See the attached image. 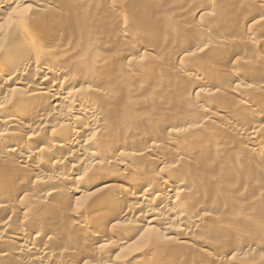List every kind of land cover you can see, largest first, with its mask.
Segmentation results:
<instances>
[{"label":"bare ground","instance_id":"6f19581e","mask_svg":"<svg viewBox=\"0 0 264 264\" xmlns=\"http://www.w3.org/2000/svg\"><path fill=\"white\" fill-rule=\"evenodd\" d=\"M236 1L238 5H248L247 7L254 5L252 2L255 4L256 1L264 2V0ZM61 7L53 0H0V264H95L96 262L93 263L92 258L95 254L99 255L102 252H111L110 255L113 253L114 256L112 259L111 255V262L106 261L105 264L134 263V258L129 257L131 254L127 257L121 255L128 239L117 238V236L125 230L124 226L114 227L106 222L99 225L98 222L97 224L89 220H75L73 215L75 217L79 215L75 208L72 210L75 211L74 214L72 211L65 212L66 209L62 206L63 202L57 203L59 196L55 198L54 195L60 194L59 185L68 180L78 181L79 170L92 172L89 170L90 166H87L90 161L98 163L107 161L114 163L117 167L113 170L114 172H111L112 174L107 175L106 190H109V193L107 196L105 194L101 197V199L104 198L102 202L98 200V203L101 202L111 209L108 216H115L116 212H120L122 219H135L137 224H141V227H138L141 229H137L136 233L139 235L138 238L146 235V233L144 234L146 230H151L148 232L151 233L153 230L159 229L163 240L178 243L177 245H181L180 250L181 247H192L197 243L196 237L192 234V228L200 222V219L198 216L189 215L190 209L188 210V208L190 207L184 201L196 193L192 191V194L187 184H182L184 183L182 181L180 183L179 179L176 180L177 177L173 179L175 177L172 176L177 171L175 167L186 161L189 152L188 147L183 145L186 147L184 151H188L183 153L182 148L178 147L181 143L179 141L189 145L191 141L188 144L185 137L191 133L198 134L199 131H204L205 128L203 129L204 126L200 123L208 122L210 125L223 118L220 123L226 122L229 132L242 137V141L252 147L247 149V152L250 151L249 154L254 151L253 149L262 147L257 130L251 132L240 128L241 126L234 122L236 114L233 115L225 111L226 116L219 115L216 112L211 113L205 108L207 102L204 103L202 100L205 99L204 96L221 95L225 91L228 94L238 95L237 87L227 86L228 88H224V91L219 88V94H217V89H208L209 82L200 77L201 73L198 69L184 66L187 78L184 76L183 78L184 80L189 79L190 83H193V89L191 88L193 96L202 97V101L198 100L201 102L196 105L197 111L194 109L192 112H195V115L200 113L202 119H198L204 122H196V124H187L186 122V127H178L182 123L178 126L164 125L165 129H161L166 130L164 132L166 138L159 139L162 130L157 131L158 125L152 118L154 116L139 115L136 112L139 107L144 106H150L157 112L160 108L152 103V99L157 94L167 95L170 91V89L163 87L160 89V86H155L153 89L158 93H154V91H150L149 84L146 83H155V79L157 80V78L146 79L152 69H150V65L144 67L145 59L152 58L153 55L145 52L138 54L132 49L131 42L135 41L137 36L130 27L123 23L117 25L116 32L127 40L123 39L126 41L116 44L115 51L110 48L111 51H114L113 54L108 53L109 48L107 49L106 44L96 40L92 32L89 31L88 20H82V32H79L76 25L63 21V14L60 10L64 9ZM202 8L197 7L193 11L202 13ZM256 8L255 15L258 18L256 21L264 22V6ZM249 9L251 8L249 7ZM64 25L74 27L75 31L66 29ZM262 35L264 37V34ZM215 39L217 40V38ZM242 39L243 46L246 44L247 47L248 44L251 46L250 49L253 48L256 51L252 50L257 54V57L263 56L264 39L259 41V39L248 36ZM213 40L209 43L205 41L206 48L214 46L218 48L220 45H230L234 41L233 38V41L227 38L217 40L219 42L216 40L213 42ZM152 52L156 53V51ZM180 54L184 56L183 53L180 52ZM256 54L251 53L254 58H256ZM182 56L181 58H184ZM229 59L228 57L227 60ZM260 60L262 59L260 58ZM150 62H153V59ZM223 62L222 64H228L232 61ZM162 64L159 65L162 67L166 65ZM168 68H165L166 71H169ZM162 70L165 72L164 69ZM155 71L158 70L155 69ZM231 72V75L228 76L232 82H238L236 75L233 74V71ZM165 73H162V76ZM162 76L163 80L169 76L167 77L168 82L177 83V80L173 81L176 77L172 78L173 76L169 73L165 78ZM156 87L159 89H155ZM259 87L261 88V86ZM262 87L264 89V86ZM254 89L256 90V88L251 90L254 91ZM163 110L164 113L166 109ZM248 111L259 121H262V116L253 106H250ZM155 132L159 134L157 140L154 138ZM42 133L47 134L46 142L42 141ZM213 137L215 138V136ZM176 143L179 145L175 147L179 148L178 151L181 154L177 150L179 154H174L172 153L175 152L172 151L173 149H168ZM109 146H113L110 147L112 149L108 148ZM190 146L191 144L189 148ZM126 147L128 152L125 151ZM123 149L127 153H122L121 157L112 155V150ZM60 150H65L67 153L60 155ZM165 150L172 151L171 156L174 154L173 157L168 158L169 152L165 154ZM79 152L85 153L84 163H80L79 160L73 161L74 163L70 162L73 155ZM155 165L161 167L159 169L162 174L154 182L148 175L150 168H154ZM13 166L18 169L17 173H14L16 171L11 172ZM66 166L71 171L62 173L61 171ZM45 167L52 175L42 176ZM22 170H25L26 174H20L19 171ZM173 171L174 173H172ZM38 186L40 188L44 186L45 190L28 189V187ZM54 198L57 201L53 200ZM189 199L191 200V198ZM48 200H52V203L54 201V204L51 203L49 208H58L59 204L62 209H65L61 212L67 214L61 215V212L58 213L59 210L56 213V210L48 208L54 210L50 214L47 206L42 208L43 202L48 203L45 202ZM74 202L77 204V200ZM16 203L21 205L17 204L21 207V213L17 215V212L13 211L16 208ZM102 204L100 206H103ZM85 206L83 205L81 209L83 210ZM43 209L48 210L49 213L40 212ZM81 209L79 208V211ZM70 212L71 214H69ZM18 215L20 216L18 217ZM14 216L19 219L18 221L16 218L18 221H15L16 224ZM80 217L82 216L80 215ZM213 217L211 219H214ZM65 219L72 223H67L68 220ZM137 224L135 223V225ZM104 230H107V234L109 232L106 237L102 235ZM251 241L249 244L258 242L251 243ZM94 242L96 243L92 246ZM7 243L12 244V247L6 246ZM200 244H203L201 246L206 252L215 247L213 243L205 242V240ZM171 245L177 247L178 250L179 246ZM224 248H221V253ZM252 251H248L249 254ZM221 253L218 252L217 255L214 253V256L211 257L212 264L224 263L225 252L224 256ZM103 256L105 255L103 254ZM11 259L15 262L12 263ZM229 261L231 263V260ZM232 263L238 264V262Z\"/></svg>","mask_w":264,"mask_h":264},{"label":"rangeland","instance_id":"374dc122","mask_svg":"<svg viewBox=\"0 0 264 264\" xmlns=\"http://www.w3.org/2000/svg\"><path fill=\"white\" fill-rule=\"evenodd\" d=\"M53 1L57 5L63 7L64 10H60L63 14V21L66 23H72L74 26L76 25L79 32H82V20H88L87 26L89 27V31L92 32V35L96 40L106 44L105 46L107 49L111 48L115 51L116 48L114 49V46L117 47L118 44L127 40L126 38H122V36L116 32L117 25L123 23L130 27L137 36L136 40L131 42L132 49L138 54L145 52L153 55L152 58L145 59L146 63L144 67L150 65V69H152V72L148 74L146 79L157 78V80L160 79V81L155 79V83H146L149 84L150 91L152 92L154 91L153 87L160 86V89H162V87L170 89V91H168L171 93L168 92V96L166 94H157L155 98L152 99V103L160 108H157V112H155L150 106L139 107L136 112L139 115L154 116L152 118L155 119V122L158 125L157 131L159 130L158 132H160L162 130V134H160L161 137L157 134L158 132H155L154 138L156 140L158 137L159 139L166 138V133H164L166 130H163L165 129L163 128L165 127L164 125L178 126V124L180 125L182 123L181 126L178 127H186L187 124L204 122L199 120L202 119L200 113L196 112L198 114L195 115V112H192L194 109H197V103L203 100L204 103L207 102L205 103V108H207L209 112L211 111V113L216 112L219 115L224 114L225 116L226 112H230V114L233 115L236 114L234 117L236 121L234 122L240 125L241 127H239L244 131L248 130L255 132L257 130V135L259 136L258 139H260L262 143V147L253 149L254 151H251L252 154H249L250 151L247 152V149L252 147L246 145V143L242 141V137L237 136L234 133L233 135L232 132H229L227 130L228 128H226V122L223 121L225 122V125L220 123L223 120V118H220L221 121L216 120L219 122L215 121L210 125L208 122H205L206 124L200 123L204 126L203 129L205 128L204 131L202 130L203 132L199 131V133L197 132L198 134L189 133L190 135L193 134L192 136L187 134L190 138L189 136H183L187 138L186 140L188 141L186 142H188V144L191 141V149L189 148L190 144L185 145L186 143L184 144L182 141H179L181 142L180 145L187 146L189 152L187 150L184 151V148L186 147H181L177 144L179 142L168 148L173 149L172 151L175 152L169 150L168 153L165 150V154L168 153L167 155L171 156L172 153L179 154L180 152L178 150L179 148H182L183 153L188 152L187 155L190 156V158L186 156V161H182V164L177 165H180L179 167H175L177 169V171L174 170L175 173L174 171L172 172L174 173L172 176L175 177L173 179H176L177 177L176 180L179 179L178 181H180V183L184 182L182 184H187L189 186L187 187L190 188V192L193 191L197 194L192 195V192V196L189 197L191 200L189 198L184 200L186 205L190 207L188 208V210L190 209L189 215L192 217L198 216L200 219V222H198L195 227L192 224L194 227L192 228V234L196 237L197 243L194 244L195 246L192 245V247L186 246V248L188 247L187 249L181 247L180 250L179 248L181 245H177L178 243L175 244L164 241L163 236L160 235L159 229L153 230L151 233L154 234L152 235L151 233H148L151 230H146V232H144L146 235L138 238L139 235H136V233L138 227H141V224H137L138 222H135V219H122L120 212L115 213L116 215L119 213L118 215L120 217L118 215L108 216L110 215L109 212L111 209L101 203L104 199H101V197L105 194V196H107V193H109V190H106L108 180L107 175L114 172L113 170L117 168L114 163L107 161H102L101 163L90 161L87 166H90L91 169L89 168V170L92 172L88 170H86L88 172L79 170L77 177L79 180H68L67 182L62 183V185L60 184V194L54 195L56 196L55 198H58L57 196H59L58 201L55 198L53 200H56L57 203L63 202V205H61L66 209L65 212L72 211L73 208H75L76 212L79 213V215L75 214L76 217L73 215L75 220H89L94 223L98 222L99 225H103L106 222L107 224L110 223L108 224L110 226L114 225V227L124 226L125 230H123V233L121 232L117 238L124 237V239H128V243L125 245L126 247L128 246V248L126 249L124 246L125 249L121 251V255L127 257L131 254L129 257H133L135 260H133V264H212L211 257L214 256V253L216 255L218 252L221 253L222 251L220 250H222L221 248H224V245L225 248L223 253L225 252V256L223 253H221V255L224 256L223 259L225 258L224 263L227 261L225 264H235L232 262H238V264H264V89L262 87L264 86V48L262 47L263 56L257 57V54L253 52L255 50L253 48L250 49L251 46L248 44L247 47L246 44L243 46L242 44L244 42H241V39H245L247 36L257 40L259 39V41L264 39V37H262V34H264V22L256 21L258 18L257 15H255V8L264 6V2L256 1V4L255 2H252L254 8L249 6L252 9L251 10L247 7L248 5H238L236 0H122L123 2L121 0ZM120 2H122L121 5ZM197 7H203V12H194L193 10ZM64 27L66 29L74 30V27L68 25H64ZM215 38H217V40H221V38L232 40L233 38L234 41H232L236 46L231 42L232 44L230 45L224 44L225 47L220 45L218 48H216V46L206 48V44ZM215 40H213V42L217 41ZM205 41L208 42L206 43ZM239 44L241 45L240 47ZM109 49L108 53L113 54L114 51H111V49L109 51ZM149 50L156 51V53ZM180 52L183 53L184 56L181 54L179 55ZM251 53L256 54V58H254V55H251ZM181 56L184 58H181ZM227 56L230 58L229 60H227ZM244 56L246 58H243ZM260 58L262 60H260ZM152 59L153 62H150ZM223 61L232 62L228 63V65L226 63L222 64ZM161 63H163L162 65L166 64L167 66H165L169 67L167 69L169 71H166L165 66H163V68L159 65ZM222 65L225 67L223 66L222 68ZM184 66L198 69L201 73L200 77L204 78L206 82H209L208 84L210 87L208 89H217V94H219V88L224 91V88L236 86L238 95L228 94V92L225 91L226 93L223 92L221 95L215 96V94H212L214 96H204L203 98L205 99L202 100V97L200 98V96H198L200 99L195 95L193 96L191 90V88L193 89V83L191 84L189 79L184 80L186 77L185 74H187ZM161 67L166 73L162 72L163 70ZM155 69L158 71L156 72ZM231 71L236 75V80L238 79V82H232L229 77L231 75L230 73H232ZM162 73H165V75L163 74L164 76H162ZM168 73L173 76L172 78L176 77L173 81L177 80V83L174 82L173 84L168 82L167 77L170 76H167ZM161 76L164 78L167 77L163 80ZM249 86L251 87L247 88ZM258 86H261V88L259 87V89ZM159 88L156 87L155 89ZM253 88H256V90H251ZM155 91L154 93H158V91ZM165 105L167 106L165 107ZM250 106H253L259 115L262 116V121H259L250 114L248 111ZM163 107L168 111L165 110L163 113ZM41 136L43 142L48 140L46 133H42ZM213 136H215V138ZM217 136L218 138L216 139ZM175 146H178L179 148ZM110 147L113 146H109L108 148ZM125 151H129L127 150V147ZM125 151L124 149L119 151L112 150V155L121 157V155L127 153ZM65 153H67L65 150H60V155H64ZM173 155L167 157L172 158ZM103 159L105 160V157ZM77 160H79L80 163H84L86 160L85 153L79 152L73 155L72 159L69 161L74 163L73 161ZM152 167L150 168V172L152 173L149 172L148 176L155 182L161 176L162 172L161 169H159L161 167L156 165L154 168ZM12 168L11 172L16 171L14 173H17L18 169L14 166ZM70 171L71 169L66 166L61 172L68 173ZM19 172L22 175L26 174L25 170ZM46 175H52L47 167L42 171V176ZM30 188L34 191L45 190L44 186L42 188L39 186L28 187L29 190ZM74 200H77V204H75ZM98 200H101V202L98 203ZM45 202L48 203L43 202L44 206L42 208L47 206L46 208L48 209L52 200ZM17 204L19 205V203H16L15 207L18 209L14 207L15 210H13L15 213L17 212L16 215L21 213V207H19L21 205L18 206ZM52 204H54V201ZM101 204L103 206H100ZM83 205H86L85 208L87 207V211L85 208L83 210L81 209ZM58 206H56L58 208L50 207L49 209L56 210V213L57 210H59L58 213L65 210L62 209V206L59 204ZM79 208L82 211H79ZM43 210L40 211L43 212V214L44 212L45 214H48L49 211H54ZM74 212L75 211H72L73 214ZM50 214H52V212ZM62 214L66 215L67 213L61 212V215ZM69 214H71V212ZM80 215L82 217L79 218ZM19 216L20 215H18V217ZM212 217L214 219H211ZM14 218V223L16 224L19 219L16 216H14ZM71 221L68 220L67 223L69 222L71 224ZM57 222L59 221L57 220ZM135 223L137 225H135ZM106 229L108 230L109 228ZM107 230H104L105 232L102 234L105 237ZM117 238L115 239L117 240ZM204 240L205 242L208 241L213 243V246L218 249L214 247L213 250H208L206 252L201 246L203 244H200V242L203 243ZM251 240L258 242L249 244ZM253 241H251V243ZM95 243L96 242L92 243V246H94ZM169 243L179 246V251L177 250V247ZM6 246L12 247V244L7 243ZM215 250L219 251L216 252ZM248 251H252V253L249 254L250 252ZM126 252L129 253L126 254ZM110 253L111 252H102L99 255L95 254L94 257L92 256V262H96L95 264H105L104 262L106 261L111 262L114 256L113 253L111 254L112 256ZM103 254L105 256H103ZM229 260H231V263ZM11 262L14 263L15 261L11 259Z\"/></svg>","mask_w":264,"mask_h":264}]
</instances>
